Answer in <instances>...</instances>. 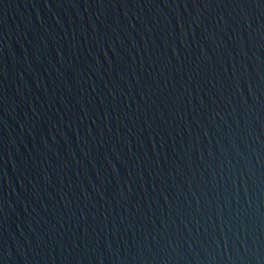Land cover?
<instances>
[{
    "label": "water",
    "instance_id": "95a60500",
    "mask_svg": "<svg viewBox=\"0 0 264 264\" xmlns=\"http://www.w3.org/2000/svg\"><path fill=\"white\" fill-rule=\"evenodd\" d=\"M0 264H264V0H0Z\"/></svg>",
    "mask_w": 264,
    "mask_h": 264
}]
</instances>
